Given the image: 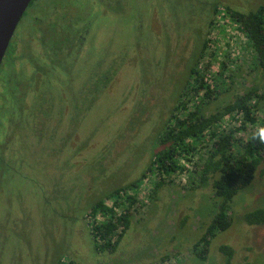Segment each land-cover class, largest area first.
<instances>
[{
  "label": "rangeland",
  "instance_id": "374dc122",
  "mask_svg": "<svg viewBox=\"0 0 264 264\" xmlns=\"http://www.w3.org/2000/svg\"><path fill=\"white\" fill-rule=\"evenodd\" d=\"M263 2L65 0L85 39L83 52L64 55L63 69L55 58L40 59L37 40L30 64L18 62L19 23L9 43L14 53L0 69V264H222V244L233 249L231 264H264V223L243 220L247 211H264L263 164L231 201V224L211 239L203 260L193 243L218 199L210 185L190 184L191 164L164 176L155 196H149L150 183L136 188L130 226L114 252L97 250L85 219L105 192L145 171L152 139L204 41L198 68L217 90L205 113L256 87L264 117V69L246 35L222 13L223 5L247 14Z\"/></svg>",
  "mask_w": 264,
  "mask_h": 264
},
{
  "label": "trees",
  "instance_id": "16d2710c",
  "mask_svg": "<svg viewBox=\"0 0 264 264\" xmlns=\"http://www.w3.org/2000/svg\"><path fill=\"white\" fill-rule=\"evenodd\" d=\"M223 7V16L229 15L237 29L246 35L256 65L264 69V2L247 14ZM207 44V41L202 43L186 66L184 88L157 128L145 171L139 178L105 192L87 210L85 219L97 250L114 252L117 248L130 225L132 208L137 202L136 188L140 184L150 183L149 196H155L166 184V176L184 173L191 164V184L203 188L211 184L218 199L217 211L193 243V253L203 260L211 239L231 224L228 216L231 201L252 182L258 166L264 165V144L251 138L254 131L264 127V117L259 118L258 114L263 94L258 88L250 87L213 112L205 113L206 106L217 94L213 79H207L201 74V67L198 68L205 57ZM226 117L230 123L238 125L226 126ZM240 131H243V137L236 135ZM200 151L202 154L193 161ZM243 220L248 224H262L264 211L261 208L247 211ZM219 251L223 255L222 264H231L233 249L222 244ZM65 264L73 263L68 261Z\"/></svg>",
  "mask_w": 264,
  "mask_h": 264
},
{
  "label": "flooded vegetation",
  "instance_id": "af4514ba",
  "mask_svg": "<svg viewBox=\"0 0 264 264\" xmlns=\"http://www.w3.org/2000/svg\"><path fill=\"white\" fill-rule=\"evenodd\" d=\"M64 2L65 0H30L16 25L17 27L19 23H22L21 30L23 32L19 37L15 36L16 40L14 41L16 51H18L19 54L17 55L19 58L18 62L25 60L30 64L28 60H31L29 52L31 51L30 45L33 40L39 42L40 48L38 52L40 53V59L49 61L55 58L54 60L59 61V65L62 69L64 68L63 62H65L63 59L64 55L68 56L70 53H76V48H80L81 52H83L81 47L85 39V34L83 30H81V26L78 23L79 19L76 17L75 12L72 8L66 6ZM27 26L28 28L24 29ZM30 26H34V32L30 31ZM13 35L14 32L12 36ZM9 43L0 62V69L4 66V59H6L10 53H14L9 49ZM33 62L34 61L31 63ZM8 79L10 80L11 78ZM109 81L110 79L104 84L105 87ZM21 94L25 99L26 91H24L23 88ZM170 176H168L167 179H170ZM191 181L193 180L191 179L189 181L190 184ZM208 185L212 188L211 184ZM193 187L198 189L203 188L195 184Z\"/></svg>",
  "mask_w": 264,
  "mask_h": 264
},
{
  "label": "water",
  "instance_id": "95a60500",
  "mask_svg": "<svg viewBox=\"0 0 264 264\" xmlns=\"http://www.w3.org/2000/svg\"><path fill=\"white\" fill-rule=\"evenodd\" d=\"M30 0H0V62Z\"/></svg>",
  "mask_w": 264,
  "mask_h": 264
},
{
  "label": "clouds",
  "instance_id": "9594fccd",
  "mask_svg": "<svg viewBox=\"0 0 264 264\" xmlns=\"http://www.w3.org/2000/svg\"><path fill=\"white\" fill-rule=\"evenodd\" d=\"M251 138L254 141L264 144V127L258 128L256 131H254ZM180 180L184 181L185 177L181 176Z\"/></svg>",
  "mask_w": 264,
  "mask_h": 264
}]
</instances>
